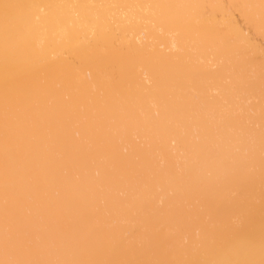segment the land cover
<instances>
[{
	"label": "bare ground",
	"instance_id": "obj_1",
	"mask_svg": "<svg viewBox=\"0 0 264 264\" xmlns=\"http://www.w3.org/2000/svg\"><path fill=\"white\" fill-rule=\"evenodd\" d=\"M0 264H264V0H0Z\"/></svg>",
	"mask_w": 264,
	"mask_h": 264
}]
</instances>
